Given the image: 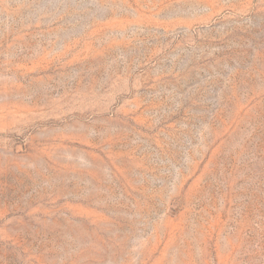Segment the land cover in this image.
I'll list each match as a JSON object with an SVG mask.
<instances>
[{"label":"rangeland","instance_id":"obj_1","mask_svg":"<svg viewBox=\"0 0 264 264\" xmlns=\"http://www.w3.org/2000/svg\"><path fill=\"white\" fill-rule=\"evenodd\" d=\"M0 264H264V0H0Z\"/></svg>","mask_w":264,"mask_h":264}]
</instances>
